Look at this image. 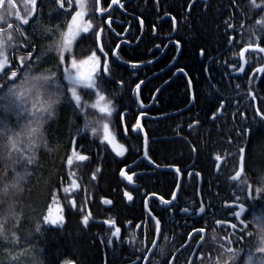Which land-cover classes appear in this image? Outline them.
<instances>
[{"label": "trees", "instance_id": "obj_1", "mask_svg": "<svg viewBox=\"0 0 264 264\" xmlns=\"http://www.w3.org/2000/svg\"><path fill=\"white\" fill-rule=\"evenodd\" d=\"M24 2L25 0H15L21 14L24 11ZM256 4L261 7H253L252 0L238 1L236 8L230 6L228 11L224 10L226 4L220 6L222 13L212 9L207 13L196 14V19L189 28L190 42L185 48V68L192 80L197 100L189 112L172 118L169 120L171 124L161 126L159 129L164 135L160 133V136L174 135L173 130L180 123L192 125L201 122L202 125L187 134L188 142L161 140L153 151L159 163L175 165L182 170L195 160L193 168L204 178L203 198L216 199V194L219 193V200L226 199V203L243 204L246 208L243 216L246 228L240 235V247L235 250L241 251H238L234 261L229 260L227 255L218 253L220 264H225V261L227 264H264V256L256 252L260 246L261 223H264V192L256 191L264 186V123H259L261 117L256 112L254 100L251 99L253 93L259 113H264V76L258 83L257 76L251 78L253 70L262 65L263 58L257 53H249L247 70L243 76L237 78L230 77L229 70L226 69L241 65L239 55L249 44L264 47V41L259 39L264 35V25L257 23L264 19V0H256ZM41 8V2L36 0V11ZM35 19H38V15ZM7 22H14V26L17 23L14 16ZM229 24L237 31H230ZM40 25H33L31 41L37 40ZM0 26L6 28V24L2 22ZM231 35L235 38V45L228 48ZM25 40V29L23 36L13 32V39L6 41L4 55L0 56V62L6 60V67L17 71L18 77L0 79V127H6L9 136L13 132L21 133L28 126L30 114L42 111L48 102L49 86L40 80L36 81L34 88L24 92V103L20 107L8 108V102L3 99L4 92L9 87V79L20 84L23 71H28L30 77H40L33 73L36 71L32 66L33 59L31 64L27 61L23 65L17 61L12 65L11 59L8 60L11 55L9 48L19 45L21 47ZM201 49L204 50L203 60ZM213 57H217L214 62L218 63L209 65L207 75V63ZM117 78H121L119 72ZM117 82L118 80L113 81L109 89H106V84L103 85L104 93L113 99L118 110L117 115L111 117L113 125L119 122L120 110L125 105L130 106L132 111L136 106L133 96L135 87L132 90V84H128L125 97H122L117 94L120 89ZM61 83L64 85L63 80ZM87 98L89 102L94 101L92 96ZM190 100L187 82L182 79L161 92L158 105L164 110L163 113L169 114L190 105ZM221 103L224 106L223 116L212 122L213 113H218ZM72 105L68 100H63L55 105L56 110L52 117L31 124L30 127L35 129L33 139L37 145L34 152L28 148V136L13 137L16 140V149L10 148L9 151L13 158L20 156V164H9L5 159L8 156L3 149L6 138L4 132L0 131V209L14 197L11 203L16 213L15 217L9 216L6 221L0 220V264H104L102 242L106 245V240L89 236L103 227L93 222L85 225L83 217L87 215V208L94 219H100L101 213L107 212L104 201L113 195L118 184L120 159L104 143L81 141L78 148L84 147L82 152L89 154L91 149H96L97 155L77 163V166H65L68 157L72 156L70 141L75 130L74 125L76 126L74 118L78 120L76 113L71 112ZM132 116L136 121V115ZM54 122H61L63 125L60 130L52 133L48 127ZM92 126H96L95 119ZM247 140L244 175L238 182L230 181L238 171L239 150ZM21 148L27 151L21 154L18 151ZM29 155L32 156L33 163L25 167L22 162ZM215 157L226 158L222 168L224 185L221 190L215 188ZM69 167L72 171L70 175L65 173ZM91 170L94 173H90ZM17 173L24 177L19 185L22 190L18 193H15V189L5 191V184L10 183ZM65 188L68 189L67 192ZM189 193L191 197L196 196V190H189ZM45 216L50 220L56 219L57 223L45 221Z\"/></svg>", "mask_w": 264, "mask_h": 264}, {"label": "flooded vegetation", "instance_id": "obj_2", "mask_svg": "<svg viewBox=\"0 0 264 264\" xmlns=\"http://www.w3.org/2000/svg\"><path fill=\"white\" fill-rule=\"evenodd\" d=\"M39 1L42 8L40 11L39 9L35 11L36 14L34 15L35 18L38 15V19L30 18V24L23 26L26 30V40L35 46L33 61L38 62L46 74L49 71H57L59 74L62 69L58 70L57 68L56 53L51 46L59 33L66 30L67 23L71 21V15L77 10L75 0H72V8L68 7L67 0H65L63 9L59 7L57 0ZM238 1L247 0H116L114 4L112 0H99L96 7L106 9V12L101 13L93 12L92 0H85L87 5L85 19L92 20L93 27H103L104 31L101 34L100 43L107 45L105 51L109 53L108 60L114 73L111 79L105 81L98 79V83L106 84V89H109L113 81L123 80V85L117 82L120 88L117 94L122 97H125L127 85L132 84V90L133 86L135 87V95L133 96L136 100L133 111L128 105L120 110L118 123L113 125L111 118L108 119L109 130L115 135L116 142L124 147V156H117L110 144L103 140L102 127L99 128L97 135L92 133L91 127H94L92 126L94 116L99 117L100 115L97 110L89 109V120H86L83 113L74 111L73 105L71 109V112L73 114L75 112L76 118H78L77 121L74 118L76 126L74 125L75 130L72 133L70 144V153L73 157L72 164L77 166V163L85 161L78 160L76 157L79 155H84L87 159L97 155L96 149H91L89 154L82 152L85 148H78L81 141L92 144L95 141L104 143L105 147L120 159L119 182L113 195L106 198V200L111 201L110 204L105 205L107 212H111L110 216L104 220L94 219L91 217L90 209L87 208L89 222L101 225L105 230L106 236L101 240H106V245L102 242L104 264H109V262L110 264H133V262L145 264L143 259H138L142 254L148 257L151 264H193V262L201 264V261L203 264H217L218 253L227 255L228 249L235 251L240 247V235L245 230L246 223L244 224L243 221L244 214L240 217L236 216L239 210L235 206L241 204H232V202V205H229L230 202L221 204L215 198H203L204 178L200 172L193 168L195 160L188 168L182 170L175 165L159 163L153 153L155 146L161 140L188 142L187 134L202 125L201 122H195L190 128L188 124L180 123L173 130L174 135L160 136V133L164 135L159 129L161 126H167L171 124L169 120L172 118L189 112L195 103L193 102L188 110L186 109L190 105L169 114L163 113L164 110L158 105V98L165 88L170 84H176L178 80L185 79L187 82L189 79V76L178 72L177 69L183 68L187 72L185 48L190 42L188 39L189 28L192 26L193 20L195 21L196 14H200L199 12L207 13L212 9L222 13L220 6L226 4L224 10L228 11L230 6L233 9L236 8ZM44 18H50V23H46ZM37 23L41 24L40 34H37V40L31 41L30 34L34 30L32 27ZM229 30L237 31L234 26L229 27ZM177 39L181 41L179 51L174 47ZM234 45L235 38L231 35L228 48ZM89 47H92L89 42L82 45L84 49ZM9 50L11 55L8 60L11 59L13 65L15 61L20 63V57H26L27 51L33 49L31 47L26 48L24 41L21 47L20 45L12 46ZM113 51L120 57L115 64L112 63ZM37 55L41 57L40 60L35 59ZM216 59L217 57H213L207 63V75L209 65L213 64ZM201 60H203V55ZM132 64H136L137 67L133 68ZM223 65L226 68V65ZM240 66L226 68L229 70V76L237 78L234 74ZM88 68L89 66L85 65L82 70L87 71ZM123 69L126 71L123 72ZM118 72L121 74V78H117ZM63 81L66 86L68 82ZM137 84H140L139 99L136 95ZM188 89L192 97L194 90L192 92L189 86ZM88 91L90 90L85 89L82 93L83 99H88L89 96L85 94ZM92 97L95 100V96ZM117 112L118 110H115L113 115L116 116ZM175 113V116H171ZM218 113L212 117V122H216L223 116V112L221 116H217ZM132 114L136 115V121ZM89 121L92 122L89 123ZM137 121L140 122V127L134 129L133 125ZM86 124L89 126L85 127ZM185 126L187 129L184 130ZM145 140H147L148 156L144 154ZM220 160L214 158L215 171L213 173L214 179H216V190H221L224 185L222 168L226 163V158L217 169ZM66 165L71 166L67 162ZM177 168L180 169L179 173L176 172ZM121 171L132 176V180L129 181L127 176H122ZM70 172H72L70 167L65 170L68 175ZM90 173H94V170H91ZM232 177L230 181H232ZM178 184L179 188H177ZM189 190H196V196H189ZM125 192L132 194L133 199L131 201L124 195ZM173 192L176 193L175 200L172 199ZM161 196L171 203L163 204L159 199ZM145 203L148 205L147 208ZM118 204L121 205L120 211L117 214H112ZM201 206L205 209L204 213L198 211ZM149 208L152 209V214L162 221V233L158 238L154 223L149 220ZM185 208L189 211H181ZM194 212L196 214H193ZM110 219L117 221L116 227L121 228L119 234L113 235L114 227L106 223ZM217 220L221 221V224L218 225ZM129 221L131 224L128 223ZM232 225L236 227L233 228ZM201 228L204 231L197 235L196 230ZM201 236L204 237V240H201ZM109 237H111L112 243H108ZM154 238L157 239L155 248L151 244ZM145 249L150 251H145ZM160 249H163V254H161Z\"/></svg>", "mask_w": 264, "mask_h": 264}, {"label": "snow or ice", "instance_id": "obj_3", "mask_svg": "<svg viewBox=\"0 0 264 264\" xmlns=\"http://www.w3.org/2000/svg\"><path fill=\"white\" fill-rule=\"evenodd\" d=\"M113 4L116 3V0H112ZM57 3L59 4V7L61 9L64 8L65 0H57ZM67 4L69 8L73 7L72 0H67ZM76 8L74 14L71 15V21L67 23L66 30L63 32H60L57 38L53 41L52 44V50L56 53V60H57V68L62 69V71H59V74L57 71H49L47 75L43 77H30L28 71H23V77L21 79V83L17 84L14 80L9 79V87L4 92L3 99L8 102V108H13L17 106H21L24 103V92L30 91L32 88L35 87L36 81L40 80L43 84L48 85V102L46 106L42 109V111L39 112H33L31 113V119L29 120L28 126H26L24 129H22L21 133H15L13 132L11 136L8 135V131L6 127H0V131L4 132L5 143L3 145L4 152L8 153V156L5 157V159L8 161L9 164H20L21 159L20 156L17 155L13 158L12 152L9 151V149H16V140L13 139V137H18L20 135H26L29 137V143L28 148L31 149L33 152L35 151L37 145L33 139V133L35 132V129L31 128V124L38 121H43L45 119H48L52 117L55 113V105L60 104L63 100H68L69 103L73 104L74 111H79L84 114V117L86 120H89V109L97 110L100 114L98 118L95 119L96 126L91 127V131L93 134H96L100 127L103 129V140L107 141L108 144L112 145L113 150H115L117 156H124V147L122 144H117L115 135L109 130V123L108 119L111 118L113 115V112L116 110V105L113 102V99L109 98L105 95L103 85L102 83H98L99 81H105L108 79H111L114 75L113 70L109 64L108 55L109 53L105 51V47H107L106 44L100 43L101 41V34L103 33L104 29L103 27L97 26L93 27L92 20L85 19L86 16V8L87 5L85 3V0H75ZM99 4V0H92V9L93 12H106V9L96 7V5ZM252 6L253 7H261V5L256 4V0H252ZM111 7V5H109ZM36 11V0H25L24 2V11L23 14H21V11L18 9L15 0H0V22L2 24H6V28L4 26H0V56L4 55L3 49L5 47L6 41H10L13 39V32H18L21 36L24 35V27L26 25L30 24V18L35 19L34 13ZM14 16L17 23L15 26L13 23H8V19L10 17ZM259 25H264V19H261L260 21H257ZM228 27H232L231 24L228 25ZM99 29V30H98ZM264 31V29H262ZM262 41H264V35L259 37ZM85 42H89L92 47L89 48H82V45ZM232 43V41H230ZM25 45L27 47H31L32 51H27V56L20 57V64L23 65L25 63V60L27 59L28 63L31 64L33 53L35 51V46L31 45L29 41L25 40ZM252 44H249L248 47H252ZM119 47V45H117ZM175 49L177 51L180 50L181 47V41L177 39L175 41L174 45ZM255 47L258 49L259 52L264 53V47H260L259 44H256ZM99 53V55H97ZM201 55H204V50L201 49L200 52ZM241 56H243V50L240 53ZM103 57V60L101 58ZM113 61L112 63L115 64L117 60L120 59L119 55L113 51ZM36 60H40V56L35 57ZM85 65H88L89 68L87 71L82 70ZM16 67H19L17 65ZM133 68H136V64H132ZM99 69V71H97ZM178 72L183 73L185 76H188V73L184 71L183 68L177 69ZM260 72L264 73V67H261L259 69ZM0 72H2V75H0V79H4L5 77H11V78H18L17 77V71L12 70L10 68H7L3 62H0ZM95 74V75H94ZM61 80H66L68 84L65 86L61 83ZM120 85L124 84L123 80H120L118 82ZM143 83V82H141ZM187 84L189 88L192 85L191 78L188 79ZM239 87V86H237ZM90 90L86 92L85 94L89 97L95 96V100L92 102H89V100L83 99L82 93L84 90ZM0 90H2V85H0ZM140 84L136 85V95L137 98H139L140 95ZM157 91H160L157 89ZM70 94V96H69ZM197 100V96L194 94L191 97V100L189 103H193ZM19 102V103H18ZM221 107H223V104L221 103ZM27 111V109H24ZM261 119L259 123H264V113H259ZM213 116H215V113H213ZM92 121H89L91 123ZM256 121L254 120V123ZM89 124H86L85 127H88ZM140 127V122L137 121L135 125H133L134 129H138ZM189 127L191 128L192 125L190 124ZM243 132V129L241 130ZM251 130H249L250 132ZM21 154L27 151V149L21 148L18 150ZM241 153L244 152V149L239 150ZM145 156H148V148H147V140H145ZM80 161H84L87 159L84 155H79L76 157ZM219 159V157H217ZM243 159V157H242ZM23 165L27 167V165H30L33 163L32 156H27L23 160ZM67 163L71 165L73 163V157L69 156L67 159ZM180 169L177 168L176 172L179 173ZM122 176H127V179L129 181L132 180V176L127 175V173L121 171ZM236 176H240V172L236 173ZM23 176H21L19 173L12 179L10 183L5 184V191H8L9 189H17L23 180ZM264 179V177H262ZM73 185H75V181H73ZM177 188H179V184L177 185ZM68 189L65 188V192H67ZM257 192H264V186L261 188H258L256 190ZM124 195L127 197L129 201L133 199L132 194L130 192H125ZM155 195V194H153ZM176 193H172V199L175 200ZM160 201L163 204H170L171 202L168 200H165L163 196H161ZM105 204H110L111 201L105 200ZM145 207L147 208L148 205L145 203ZM241 211L244 209V205H240ZM171 210V209H169ZM181 211L188 212L189 209L185 208ZM199 213H204L205 209L203 206L199 208ZM149 214V220L154 223V229L157 234V238L162 233V221L161 219L157 218L152 214V209H148ZM193 214H196L195 212ZM240 213H236V216H239ZM9 216H16V213L14 212V209L12 205L9 206L6 213L0 214V220L6 221ZM45 221H49L50 218L48 216L44 217ZM89 222V216L85 215L83 217V223L87 225ZM51 224H56V219L50 220ZM107 224L114 227L115 231L113 235H117L121 232L120 227H116V220H107ZM131 224V221L128 222ZM216 223L219 225L221 224V221L217 220ZM243 223V221H241ZM137 227H140V225H137ZM233 228H235V225H232ZM37 229L39 230V225H37ZM2 230V229H0ZM204 231L203 228L196 230V234L200 235ZM201 240H204V237L201 236ZM111 237L108 239V243H112ZM151 244L153 248L157 246V239L154 238L151 241ZM145 251H150L149 249H145ZM161 254H163V249H160ZM237 250L234 251L232 249L227 250V256L228 259L231 261H234L236 256L238 255ZM256 252L260 253L261 256H264V223H261V240H260V246L257 247ZM138 259H143L145 261V264H151L147 256L138 257ZM249 259H251V256H249ZM66 264H70V262H66ZM135 264V262H133ZM195 264V262H193ZM201 264H203V261H201ZM217 264H220L219 259L217 260ZM225 264H227V261H225Z\"/></svg>", "mask_w": 264, "mask_h": 264}, {"label": "water", "instance_id": "obj_4", "mask_svg": "<svg viewBox=\"0 0 264 264\" xmlns=\"http://www.w3.org/2000/svg\"><path fill=\"white\" fill-rule=\"evenodd\" d=\"M249 52H256V53H259V54L262 56L263 60H264V53L259 52L258 49H257L255 46H252L251 48L248 47V46L245 47V48L243 49V56H241V66H240L239 70H238L237 72H235L234 76H237V77L242 76L243 73L245 72L246 67H247L246 55H247ZM261 67H264V63H263V65H262ZM261 67L257 68V69L252 73V75H251L252 78H254V77L257 76V83H258V82L263 78V76H264V73H262V72L259 71V69H260ZM138 99H139V98H138ZM251 99L254 100V102H255L256 112H257V114L259 115V111H258V109H257V101L254 99V95H253V93H251ZM192 104H193V103H191L190 106H189L186 110H188V109L191 107ZM223 108H224V106L221 107V109H220V111H219V113H218L217 116H221V115H222ZM186 110H185V111H186ZM175 115H176V113H175V114H172L171 116H175ZM243 149H244V152L241 153V157H240V159H239L238 171H237V172H240V176H236V174H235V175L232 177V181H233V182H238L239 180L242 179V177H243V175H244V163H245V152H246V147L243 148ZM242 157H243V159H242ZM222 162H223V160H220V161H219V164H218V166H217V169H219V167L221 166ZM235 207H237L238 210H239V211H238V212L240 213L239 217H240L241 215L244 214V212H245V208L243 209V211H241V209H240V205L235 206Z\"/></svg>", "mask_w": 264, "mask_h": 264}, {"label": "bare ground", "instance_id": "obj_5", "mask_svg": "<svg viewBox=\"0 0 264 264\" xmlns=\"http://www.w3.org/2000/svg\"><path fill=\"white\" fill-rule=\"evenodd\" d=\"M44 40V39H43ZM42 40V41H43ZM260 55V54H259ZM202 56V55H201ZM247 56H248V54L246 55V60H247ZM262 57V56H261ZM239 59H240V61H241V55H239ZM44 63V62H43ZM215 63V62H214ZM218 63V62H217ZM217 63H215V64H217ZM263 63H264V60H263ZM263 63H262V65H263ZM262 65H260V66H258L257 68H259V67H261ZM32 66H33V68L36 70L35 72H33L35 75H37V76H40V77H43V76H45V75H47L46 74V72L42 69L43 67L41 66V65H39L38 64V62H35V61H33V64H32ZM218 66H219V64H218ZM256 68V69H257ZM255 69V70H256ZM255 70H253V72L255 71ZM244 74V73H243ZM190 90L193 92V90H194V86H193V83H192V85H191V87H190ZM55 123V122H54ZM51 123L50 124V126L48 127V129L49 130H51L52 131V133H54V132H56V131H58V130H60V128L62 127V123L61 122H59V123ZM67 141V140H66ZM69 141V140H68ZM67 141V142H68ZM71 142V141H70ZM247 144H248V140H247V142L245 143V145H244V147L243 148H247ZM240 157H241V152H240ZM245 157H246V152H245ZM215 158H217V157H215ZM212 159H213V155H212ZM219 159H221V160H223V161H225V157H223V158H219ZM240 159V158H239ZM237 173V172H236ZM119 182V181H118ZM219 198H221V196H220V194L219 193H217L216 194V199L219 201V203H223V202H226L227 200L226 199H220L219 200ZM232 204H234V203H232ZM231 203L229 204V205H232ZM120 207H121V205L120 204H118V205H116V210H114V212L112 213V214H117L119 211H120ZM110 214H111V212H105V211H103L102 213H101V216H100V219L101 220H104V219H106V218H108L109 216H110ZM102 223L104 224V221H102ZM244 224H245V222H244ZM101 226V225H100ZM89 236H92V237H94V238H97V239H99V240H102L105 236H106V234H105V230L103 229V228H98V229H96L94 232H93V234H90Z\"/></svg>", "mask_w": 264, "mask_h": 264}, {"label": "clouds", "instance_id": "obj_6", "mask_svg": "<svg viewBox=\"0 0 264 264\" xmlns=\"http://www.w3.org/2000/svg\"><path fill=\"white\" fill-rule=\"evenodd\" d=\"M21 190H22V189H21L20 187H18V188L16 189V192H15V193H18V192H20ZM13 198H14V197H13ZM13 198H12V199H13ZM12 199L9 200V201L6 203V206H5L3 209H0V212H3V213H6V212H7L9 206L12 205V203H11Z\"/></svg>", "mask_w": 264, "mask_h": 264}, {"label": "rangeland", "instance_id": "obj_7", "mask_svg": "<svg viewBox=\"0 0 264 264\" xmlns=\"http://www.w3.org/2000/svg\"><path fill=\"white\" fill-rule=\"evenodd\" d=\"M44 20H45L46 23H50V18H44ZM3 63L5 64V66H7V64H8L6 60H4ZM117 144H118V143H117ZM110 146H111V148H112V145H110ZM112 149H113V148H112ZM114 151H115V150H114Z\"/></svg>", "mask_w": 264, "mask_h": 264}]
</instances>
